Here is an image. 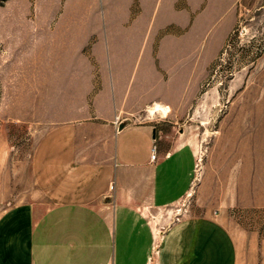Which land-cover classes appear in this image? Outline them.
<instances>
[{
    "label": "crops",
    "instance_id": "0c3cea01",
    "mask_svg": "<svg viewBox=\"0 0 264 264\" xmlns=\"http://www.w3.org/2000/svg\"><path fill=\"white\" fill-rule=\"evenodd\" d=\"M93 2L95 27L86 15L61 18L57 28L53 14L14 19L16 36L45 37L38 59L15 60V99L30 100L32 110L43 103L41 114L54 119L32 153L34 196L0 216V264H236L234 241L215 215L187 216L158 234L160 213L191 189L196 150L182 131L131 118L166 103L182 83L199 37L195 22L184 35L177 29L199 5L236 0ZM133 18L145 27L124 28ZM88 36L109 37L94 49L106 58L87 59Z\"/></svg>",
    "mask_w": 264,
    "mask_h": 264
},
{
    "label": "rangeland",
    "instance_id": "374dc122",
    "mask_svg": "<svg viewBox=\"0 0 264 264\" xmlns=\"http://www.w3.org/2000/svg\"><path fill=\"white\" fill-rule=\"evenodd\" d=\"M93 1L29 0L25 7L22 0H0V216L34 196L32 153L54 119L41 114L47 110L43 103L35 102L32 110L30 100L15 99V60L38 59L45 37L16 36L14 19L27 11L53 14L57 28L61 18L72 22L86 15L87 27H95L90 18L100 5ZM187 22L177 30L184 35L195 22L199 46L192 61H183L182 83L166 103L151 102L131 117L174 134L182 131L181 139L196 150L191 189L160 213L158 234L184 217L215 215L234 241L236 264H264V0L202 4ZM122 23L145 27L137 18ZM100 38L106 43L109 37H87L89 61L106 58L94 51Z\"/></svg>",
    "mask_w": 264,
    "mask_h": 264
},
{
    "label": "built area",
    "instance_id": "2783aa9c",
    "mask_svg": "<svg viewBox=\"0 0 264 264\" xmlns=\"http://www.w3.org/2000/svg\"><path fill=\"white\" fill-rule=\"evenodd\" d=\"M156 152H157L156 147L153 146L152 149H151V156H150V159H151L152 161H154L155 158H156Z\"/></svg>",
    "mask_w": 264,
    "mask_h": 264
},
{
    "label": "water",
    "instance_id": "95a60500",
    "mask_svg": "<svg viewBox=\"0 0 264 264\" xmlns=\"http://www.w3.org/2000/svg\"><path fill=\"white\" fill-rule=\"evenodd\" d=\"M123 126H124V124H121V125H120V128H122ZM153 132H155V131H153Z\"/></svg>",
    "mask_w": 264,
    "mask_h": 264
},
{
    "label": "bare ground",
    "instance_id": "6f19581e",
    "mask_svg": "<svg viewBox=\"0 0 264 264\" xmlns=\"http://www.w3.org/2000/svg\"><path fill=\"white\" fill-rule=\"evenodd\" d=\"M157 108V107H156ZM156 108H154V109H151V111L153 112Z\"/></svg>",
    "mask_w": 264,
    "mask_h": 264
}]
</instances>
